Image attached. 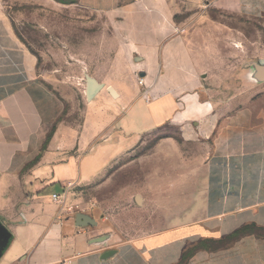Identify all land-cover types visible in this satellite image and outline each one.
<instances>
[{
    "label": "crops",
    "instance_id": "obj_1",
    "mask_svg": "<svg viewBox=\"0 0 264 264\" xmlns=\"http://www.w3.org/2000/svg\"><path fill=\"white\" fill-rule=\"evenodd\" d=\"M7 1L14 0H0V245L2 229L12 238L0 264H264V237L247 233L213 247L242 226H264V82L248 61L233 63L240 55L231 47L233 27L153 14L143 41L129 36L144 44L133 59L145 94H129L130 68L114 58L92 76H104L116 100L102 88L73 125L60 119L64 102L17 34ZM119 1L76 3L101 13ZM206 2L235 21L264 22V0ZM225 28L227 38L217 36ZM92 106L102 116L95 124ZM169 126L179 137L164 133L138 153L146 134ZM189 145L197 147L189 153ZM69 158L77 168L63 177L55 167ZM131 162L137 168H122ZM122 169L130 172L122 190L150 216L146 232L125 235L98 201L70 198L73 186L102 187ZM55 182L62 191L43 195ZM77 213L91 223L78 225Z\"/></svg>",
    "mask_w": 264,
    "mask_h": 264
},
{
    "label": "rangeland",
    "instance_id": "obj_2",
    "mask_svg": "<svg viewBox=\"0 0 264 264\" xmlns=\"http://www.w3.org/2000/svg\"><path fill=\"white\" fill-rule=\"evenodd\" d=\"M55 1L56 4L48 5L47 0H14L5 2V6L17 34L38 56L40 74L51 80V88L64 102V112L60 119L73 125L81 123L87 107L90 106L91 100H87L85 96V75L92 76L96 70H101L114 58L121 59L126 67L130 68L134 87L131 80L127 82L128 78L124 77L129 94L131 95L135 89H138L140 95L145 94L146 84L143 76L138 72V63L133 59L142 54L144 44L135 45L129 36H138L140 42L143 41V38L150 34L155 20L153 14L170 12V19L173 22L184 25L207 18L223 21L227 26L233 27L229 36L231 47L240 53L239 59L233 62L236 63V68L242 67L245 61L256 63L258 59H264V26H262L264 22L235 21L219 14L208 5L206 0H120L116 9L101 13L78 6L76 0ZM161 19L165 20L163 14ZM224 32H229V29L225 28L217 36L227 38L228 34L225 35ZM222 42L221 46L225 47L226 42ZM95 79L102 82L106 89L108 83L103 82L104 76L99 74ZM111 98L116 100V97L111 96ZM90 112L93 124L102 118L94 106L90 108ZM164 133L179 137V130L175 126L150 132L145 135V144L139 148L138 153L153 147L157 138ZM96 142L97 140L93 141V144ZM196 147L197 145H189L187 151L191 153ZM126 158L122 157L119 162H123ZM88 166L91 167L90 164ZM55 168H61L63 177H71L77 165L74 158L71 160L69 158L67 163L60 162ZM67 168H70V171ZM122 168L133 170L137 168V163H127ZM108 170L110 172L111 167ZM129 173L128 169H122L119 174L113 176L109 174V180L102 187H97L96 182L82 188L73 186L69 194L70 198L82 197L86 200L98 201L102 206L101 212L110 217L112 214L118 216L119 228L125 235L146 232L150 229L148 212L132 203L133 194L130 190L123 191L121 188L122 185H127ZM62 189L55 182L43 190V195ZM249 230L264 237V229ZM238 237L213 243V247L226 245ZM11 238L9 234L3 239V247Z\"/></svg>",
    "mask_w": 264,
    "mask_h": 264
},
{
    "label": "water",
    "instance_id": "obj_3",
    "mask_svg": "<svg viewBox=\"0 0 264 264\" xmlns=\"http://www.w3.org/2000/svg\"><path fill=\"white\" fill-rule=\"evenodd\" d=\"M247 65L252 67V69L255 72L256 78L259 81L264 82V59H258L256 63L251 62V63H247ZM85 79H86L85 96L87 100H91L104 87V84L102 82H98L94 77L88 74L85 75ZM106 90L114 98L117 97V92L115 91L113 86L111 85L106 86ZM75 219L78 225H85V224L91 223V220L82 213H77L75 216ZM8 235H9V232H7L4 229L1 230L0 249L4 248L3 239H5ZM111 251L112 250H110L107 253H110Z\"/></svg>",
    "mask_w": 264,
    "mask_h": 264
},
{
    "label": "trees",
    "instance_id": "obj_4",
    "mask_svg": "<svg viewBox=\"0 0 264 264\" xmlns=\"http://www.w3.org/2000/svg\"><path fill=\"white\" fill-rule=\"evenodd\" d=\"M251 228H256L258 230H261V229H264V226H256L254 224H248V225L242 226L241 228L235 230L225 240H229L231 238H234V237H237V236H240V235H244V234H247V233H249V234H255L256 236L263 237L260 233H255L253 231H250L249 229H251Z\"/></svg>",
    "mask_w": 264,
    "mask_h": 264
},
{
    "label": "built area",
    "instance_id": "obj_5",
    "mask_svg": "<svg viewBox=\"0 0 264 264\" xmlns=\"http://www.w3.org/2000/svg\"><path fill=\"white\" fill-rule=\"evenodd\" d=\"M175 30L177 31L178 28L175 27ZM59 198H60V195H58V194H56V193L52 194V199H53V200H58ZM62 264H68V263L63 262Z\"/></svg>",
    "mask_w": 264,
    "mask_h": 264
}]
</instances>
